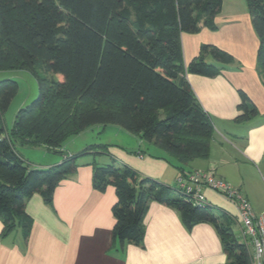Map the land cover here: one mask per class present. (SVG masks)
I'll use <instances>...</instances> for the list:
<instances>
[{
    "label": "trees",
    "instance_id": "1",
    "mask_svg": "<svg viewBox=\"0 0 264 264\" xmlns=\"http://www.w3.org/2000/svg\"><path fill=\"white\" fill-rule=\"evenodd\" d=\"M245 2L259 39L256 56L264 83V0ZM220 8L221 0H0V72L27 71L38 88L37 98L18 110L7 130L3 116L18 85L0 81L2 238L19 230L27 240L33 220L26 202L38 194L51 205L57 186L75 173L77 158L93 151L90 146L78 156L64 155L56 166L36 169L17 146L61 153L69 137L92 126H116L155 146L180 174L191 162L208 158L213 126L185 74L212 78L220 69L206 58L221 66L234 60L203 44L185 65L181 36L214 31ZM240 97L236 120L243 121L257 112L244 93ZM114 162L93 168L92 176L95 191L115 192L112 246L143 245L142 220L154 201L174 209L187 229L212 225L225 264H250L249 246L231 230L235 218L211 206H193L174 188Z\"/></svg>",
    "mask_w": 264,
    "mask_h": 264
},
{
    "label": "crops",
    "instance_id": "2",
    "mask_svg": "<svg viewBox=\"0 0 264 264\" xmlns=\"http://www.w3.org/2000/svg\"><path fill=\"white\" fill-rule=\"evenodd\" d=\"M215 25L214 31L203 28L196 34L181 36L185 65L197 57L203 44L219 48L234 60L228 66H221L207 59L206 63L220 69V73L212 78L185 74L195 98L210 118L213 135L208 158L191 162L184 171L213 170L231 187L241 191L253 211L260 213L264 210V83L256 56L259 39L245 0H221ZM240 93L248 97L257 112L243 121L236 120L241 113L238 109ZM118 131L124 130L119 128ZM127 134L130 135L129 145L110 148L109 154H105L107 158L115 161L116 166L126 165L141 177L174 188L180 174L175 164L152 144ZM15 150L23 159L17 147ZM61 151L64 152L63 147ZM81 153L67 151L64 155ZM97 153L89 151L84 157L91 155L90 158H94ZM98 154L100 159L103 153ZM63 159H45L35 165L50 168ZM88 159L77 163L75 173L57 186L51 205H46L38 194L26 202L25 212L33 220L27 240H23L19 230L2 238L0 221V264L227 262L212 225L201 223L187 229L174 209L154 201L149 202L143 216V245L112 246L114 219L111 207L116 201L115 192L112 187H107L104 192L92 188L93 166ZM204 195L211 208L235 217L233 203L210 190H204Z\"/></svg>",
    "mask_w": 264,
    "mask_h": 264
},
{
    "label": "rangeland",
    "instance_id": "3",
    "mask_svg": "<svg viewBox=\"0 0 264 264\" xmlns=\"http://www.w3.org/2000/svg\"><path fill=\"white\" fill-rule=\"evenodd\" d=\"M207 59L208 58H206V60ZM55 78L59 80L61 77L59 75H55ZM6 79H10L16 82L18 85L17 94L11 101L8 110L4 113L3 116L4 126L7 130H10L18 110L27 106L29 103H31L33 100L37 98L38 88H37L36 78L34 77V75H32L27 71L0 72V81ZM118 130L119 128L116 126H105V127L92 126L78 135L69 137L62 146L64 152L61 151L60 149L61 153L48 151L43 146L23 145V146H17V148L19 153L23 155V159L27 161L25 162L28 163L29 165H32L31 166L32 168L48 169V167H37L35 163H38V165H40L41 163H43L42 162L43 160L46 159L47 161V159H53L55 157H59L62 159L64 158V153H66L67 151L73 153H77V152L81 153L84 152L85 149L90 146L92 147L93 151L98 153H103L104 156L105 154L106 155L109 154L110 148L113 147L118 148L119 146L129 145L130 142L128 138L130 137V135H128L124 131H121V133H119ZM105 146L106 149H104ZM97 154L95 155L94 158H90L91 155L87 156L89 157L88 159L89 164L93 166V168H102L112 163L111 160L108 159L106 155L104 157L101 155L102 158L100 157L99 159L97 157L100 155ZM85 155L86 154L78 157L76 160V164L84 162V158H87L84 157ZM98 162L100 163L104 162V163L99 164ZM214 213L217 214L216 212ZM231 230L235 239L241 243H244L243 238L241 236L240 228L238 227L237 223L232 222ZM14 234H16V232Z\"/></svg>",
    "mask_w": 264,
    "mask_h": 264
},
{
    "label": "built area",
    "instance_id": "4",
    "mask_svg": "<svg viewBox=\"0 0 264 264\" xmlns=\"http://www.w3.org/2000/svg\"><path fill=\"white\" fill-rule=\"evenodd\" d=\"M174 189L180 197L200 208L209 206L204 190H210L233 203L236 209L234 218L243 242L251 250L250 264H264V210L255 213L244 194L218 177L213 170L179 174Z\"/></svg>",
    "mask_w": 264,
    "mask_h": 264
}]
</instances>
